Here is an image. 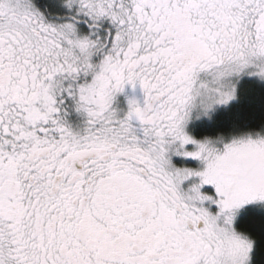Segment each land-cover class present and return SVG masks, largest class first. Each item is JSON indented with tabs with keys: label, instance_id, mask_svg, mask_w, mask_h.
<instances>
[{
	"label": "snow or ice",
	"instance_id": "1",
	"mask_svg": "<svg viewBox=\"0 0 264 264\" xmlns=\"http://www.w3.org/2000/svg\"><path fill=\"white\" fill-rule=\"evenodd\" d=\"M245 81L264 0H0V264H264Z\"/></svg>",
	"mask_w": 264,
	"mask_h": 264
},
{
	"label": "trees",
	"instance_id": "2",
	"mask_svg": "<svg viewBox=\"0 0 264 264\" xmlns=\"http://www.w3.org/2000/svg\"><path fill=\"white\" fill-rule=\"evenodd\" d=\"M250 84V81H245L241 86L239 99L232 102L229 109L222 113V117L249 123L264 120V85L249 86ZM246 88L248 91H245Z\"/></svg>",
	"mask_w": 264,
	"mask_h": 264
},
{
	"label": "flooded vegetation",
	"instance_id": "3",
	"mask_svg": "<svg viewBox=\"0 0 264 264\" xmlns=\"http://www.w3.org/2000/svg\"><path fill=\"white\" fill-rule=\"evenodd\" d=\"M128 90H129L128 93H130L129 95H131V93H132V95H135L137 98H140V95H141V94H140V92H139L138 89L135 91V93H133V91H132L130 88H129ZM119 100L121 101V104H122V106H123V103H124V101H125L124 97H123V96L119 97Z\"/></svg>",
	"mask_w": 264,
	"mask_h": 264
},
{
	"label": "rangeland",
	"instance_id": "4",
	"mask_svg": "<svg viewBox=\"0 0 264 264\" xmlns=\"http://www.w3.org/2000/svg\"><path fill=\"white\" fill-rule=\"evenodd\" d=\"M128 92H129V90L127 89V90H126V95H127V96H132V93H131V95H129L130 93H128ZM123 97H124V96H123ZM124 99H125V97H124Z\"/></svg>",
	"mask_w": 264,
	"mask_h": 264
}]
</instances>
